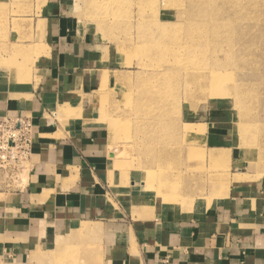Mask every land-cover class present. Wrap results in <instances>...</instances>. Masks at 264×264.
<instances>
[{"label": "rangeland", "instance_id": "374dc122", "mask_svg": "<svg viewBox=\"0 0 264 264\" xmlns=\"http://www.w3.org/2000/svg\"><path fill=\"white\" fill-rule=\"evenodd\" d=\"M69 2L103 67L90 68L82 116L107 131L123 194L196 210L230 186L264 182V0ZM40 7L0 0V80L9 85L35 87L40 64L54 63L41 60ZM23 160L0 166V198L25 182Z\"/></svg>", "mask_w": 264, "mask_h": 264}, {"label": "crops", "instance_id": "0c3cea01", "mask_svg": "<svg viewBox=\"0 0 264 264\" xmlns=\"http://www.w3.org/2000/svg\"><path fill=\"white\" fill-rule=\"evenodd\" d=\"M38 1L41 60L56 64H40L35 87L0 80V113L28 116L32 132L26 180L0 198V264H264V182L196 210L118 189L107 131L79 97L90 68L103 70L97 44L69 0Z\"/></svg>", "mask_w": 264, "mask_h": 264}, {"label": "built area", "instance_id": "2783aa9c", "mask_svg": "<svg viewBox=\"0 0 264 264\" xmlns=\"http://www.w3.org/2000/svg\"><path fill=\"white\" fill-rule=\"evenodd\" d=\"M30 143L31 123L28 118L0 117V166L9 160H20L21 153L30 149Z\"/></svg>", "mask_w": 264, "mask_h": 264}, {"label": "bare ground", "instance_id": "6f19581e", "mask_svg": "<svg viewBox=\"0 0 264 264\" xmlns=\"http://www.w3.org/2000/svg\"><path fill=\"white\" fill-rule=\"evenodd\" d=\"M176 1H178V0H176ZM200 1V0H199ZM204 3H206V2H210V0H202ZM208 21H210V20H208ZM196 25H199V23H195ZM212 31L215 33V30H213L212 29ZM209 75H212V73L211 74H209ZM25 117V116H24ZM26 118H28V117H26ZM29 120H30V118H28ZM30 123H31V121H30ZM188 133H192V131H193V129L195 128L193 125H188ZM30 149H31V143H30ZM30 149H28L27 150V152H25V153H21V158H20V160H13L14 162L13 163H15V166H17L19 163H20V161L22 160V159H24L25 161L27 160V158H28V156H29V154H30ZM27 154V155H26ZM23 160V161H24ZM24 163V162H23ZM23 163H20V165L21 164H23Z\"/></svg>", "mask_w": 264, "mask_h": 264}]
</instances>
